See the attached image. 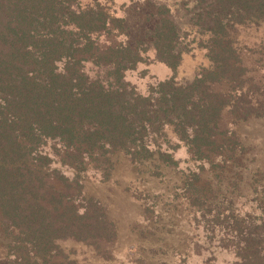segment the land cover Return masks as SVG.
<instances>
[{
    "label": "trees",
    "instance_id": "1",
    "mask_svg": "<svg viewBox=\"0 0 264 264\" xmlns=\"http://www.w3.org/2000/svg\"><path fill=\"white\" fill-rule=\"evenodd\" d=\"M147 2L132 35L99 0H0V233L11 264H76L61 240L113 241L103 206L81 196L83 173L109 179L125 160L158 175L177 165L173 137L204 169L184 187L206 238L217 233L236 264H264V208L235 215L222 192L246 150L231 124L264 116L240 40L264 26V0ZM150 51L173 75L143 93L127 72ZM198 52L208 65L178 80Z\"/></svg>",
    "mask_w": 264,
    "mask_h": 264
},
{
    "label": "rangeland",
    "instance_id": "2",
    "mask_svg": "<svg viewBox=\"0 0 264 264\" xmlns=\"http://www.w3.org/2000/svg\"><path fill=\"white\" fill-rule=\"evenodd\" d=\"M94 1L81 0V3L87 5ZM99 1L116 15L127 18L129 30L134 33L132 35L137 34L141 27L139 20L142 17L146 20V16L153 11L152 7H147L148 0ZM240 40L242 55L255 79V94L262 98L264 26L258 30H243ZM149 54L151 59L127 72V79L143 93L148 92L150 84L173 75L170 67L153 60V52ZM207 65L208 59L199 52L196 56L186 55L178 68L177 79L184 81ZM230 129L237 132L246 150L242 158L243 166L232 169L233 173L229 172L222 192L225 196L234 197L231 208H234L235 215L255 211L256 214H252L255 217L264 208V116L240 121L236 126L231 124ZM172 141L179 144L172 152L177 165L164 166L158 175L153 174L150 167L136 168L125 160L116 162L109 179L101 178L95 171L83 173L81 196L100 202L114 222L117 235L113 241L98 246L74 239L61 240L59 246L62 253L74 258L76 264L237 263L235 252L219 244L217 233L213 241L206 238L200 214H195L185 201L189 192L184 187V181L191 177L192 172L204 169L201 170V165L192 160L184 143L175 137ZM238 173H243L242 180ZM228 177L231 179L229 185ZM204 179H208L207 170ZM6 242L7 239L0 233V264H11Z\"/></svg>",
    "mask_w": 264,
    "mask_h": 264
}]
</instances>
